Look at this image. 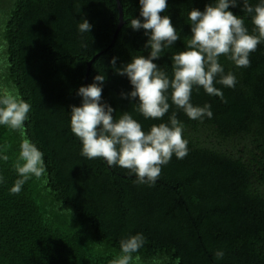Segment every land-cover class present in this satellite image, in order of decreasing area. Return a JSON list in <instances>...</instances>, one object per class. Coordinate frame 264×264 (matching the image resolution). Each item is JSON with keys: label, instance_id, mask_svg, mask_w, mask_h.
<instances>
[{"label": "trees", "instance_id": "1", "mask_svg": "<svg viewBox=\"0 0 264 264\" xmlns=\"http://www.w3.org/2000/svg\"><path fill=\"white\" fill-rule=\"evenodd\" d=\"M0 0V93L18 91L31 104L23 130L0 126V264H112L119 241L137 232L144 246L133 264H264V44L250 54L248 68L233 71L235 88H221L226 103L201 88L192 103L211 104L213 117L189 119L169 99L184 123L188 155L173 156L153 187L137 185L126 169L109 167L102 158L80 154L69 127V105H78L77 89L103 74L102 101L117 118L130 112L145 131L160 121L145 119L134 101L122 98L131 86L116 67L132 55L147 56L144 30L129 21L139 17L138 0ZM169 15L181 36L165 49L158 66L171 76L170 57L190 36L191 8L209 0H167ZM257 0H250L255 4ZM250 18L240 6L229 9ZM81 18L92 25L77 32ZM101 52L90 65L92 57ZM23 138L44 153L46 174L26 181L19 194L9 189L18 179L13 167ZM216 249L225 256L217 260Z\"/></svg>", "mask_w": 264, "mask_h": 264}, {"label": "clouds", "instance_id": "2", "mask_svg": "<svg viewBox=\"0 0 264 264\" xmlns=\"http://www.w3.org/2000/svg\"><path fill=\"white\" fill-rule=\"evenodd\" d=\"M139 17L129 21L134 31L143 29L147 37L145 55H132L131 59L116 67L117 57L110 59L116 74L126 76L131 86L122 98L134 101L135 111L146 120H158L145 131L140 122L128 111L117 118L115 109L102 101L103 74H97L93 82L77 89L78 105H69V127L80 142L81 156L91 160L102 158L109 167H120L134 176V183L153 187L161 177L162 167L167 166L173 156L184 159L189 152L188 140L184 138V123L173 111L167 121L170 103L189 119L203 121L211 119V104L203 106L192 103L193 90L202 88L209 96L219 97L226 103L223 91L215 85L235 88L238 80L233 71H225L220 62L223 56L235 68H248L250 54L264 44V0L255 4L250 0H209L203 10L191 8L187 19L190 36L185 37L184 47L171 55L172 73L169 76L155 63L165 49L173 47L180 34L173 26L169 15H161L168 8L167 0H138ZM240 6L251 20L252 30L245 25V17L236 15L231 8ZM92 25L81 18L77 32L83 47H88L84 34H89ZM31 104L18 91L0 93V126L10 130H23L29 120ZM0 160L8 156L0 151ZM18 179L9 189L19 194L23 185L32 177L46 174L44 153L28 138L19 144V155L13 164ZM3 178L0 177V183ZM143 233L128 234L119 241L120 254L112 264H133L134 256L144 246ZM214 256L222 260L223 249H216Z\"/></svg>", "mask_w": 264, "mask_h": 264}, {"label": "water", "instance_id": "3", "mask_svg": "<svg viewBox=\"0 0 264 264\" xmlns=\"http://www.w3.org/2000/svg\"><path fill=\"white\" fill-rule=\"evenodd\" d=\"M116 3H117L118 13H119V23H118V25H117V27H116V30H115V32H114V36H113V39H112V41H111V44L114 42V40H115V38H116V35H117V33H118V31H119L121 25H122V15H123V13H122V7H121V5H120V1H119V0H116ZM99 54H101V52L95 54V55L92 57V59L88 62V64H87V71H88L89 68H90L91 62H92V61H93V60H94Z\"/></svg>", "mask_w": 264, "mask_h": 264}]
</instances>
